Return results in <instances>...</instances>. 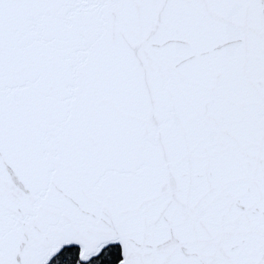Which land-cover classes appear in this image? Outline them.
<instances>
[{"label": "snow or ice", "instance_id": "1", "mask_svg": "<svg viewBox=\"0 0 264 264\" xmlns=\"http://www.w3.org/2000/svg\"><path fill=\"white\" fill-rule=\"evenodd\" d=\"M0 264H264V0H0Z\"/></svg>", "mask_w": 264, "mask_h": 264}]
</instances>
